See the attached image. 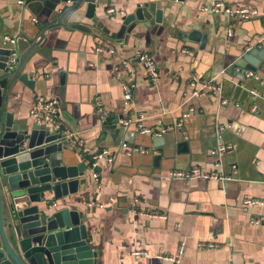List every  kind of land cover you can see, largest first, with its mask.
<instances>
[{
	"label": "crops",
	"instance_id": "1",
	"mask_svg": "<svg viewBox=\"0 0 264 264\" xmlns=\"http://www.w3.org/2000/svg\"><path fill=\"white\" fill-rule=\"evenodd\" d=\"M92 1L98 6L95 16L110 32L118 30L120 19L132 14L136 5L154 3L163 12L160 34L139 27L135 33L113 39L84 17L86 4L81 3L65 26L81 24L90 32L61 28L47 35L43 48L52 61L32 57L31 62L47 66L38 71L33 91L22 87L12 96L10 112L33 123L34 99L56 97L62 80L65 108L60 109V116L64 127L76 133V142H82L72 151L83 162L90 161L101 147L113 146L104 136L116 131V122L119 126L122 120H138L145 127L170 128L181 112L187 115L178 131L170 128L161 146H154L148 136L132 137L129 147H155V155L131 156L126 150L115 153L112 163L107 158L98 160V171L88 167L86 181L70 204L86 215L97 264H175L167 258L179 253V264H264V205L244 204L245 200L264 202V63L256 73L246 70L239 87L224 81L220 95L203 87L212 82L221 88L225 78L221 71L212 77L219 61L222 71L232 67L233 77L240 74L234 62L242 52L264 47V0ZM214 2L255 10L258 16L240 20L203 10ZM37 3L26 6L25 0H0V16L12 15L14 20L11 29L4 28L3 38H14L19 54L28 48L23 27L31 34L37 25L33 14L30 25L35 26L23 25L29 22L24 21V11L36 12ZM108 16L115 19L107 20ZM193 32L196 40L207 37L203 50L196 41L177 37ZM97 43L114 48L115 53L96 54ZM136 52L154 59L158 79L151 84L139 65L130 63L136 87L126 106L120 85L126 70L120 61ZM43 72L46 75L40 76ZM249 72L253 77H246ZM50 77L52 86L44 80ZM193 77L197 78L195 86L191 85ZM213 128L222 129L218 147L230 145V149L215 152ZM192 167L228 179L169 176ZM201 241L217 247L199 248ZM134 251L145 254L134 257Z\"/></svg>",
	"mask_w": 264,
	"mask_h": 264
},
{
	"label": "water",
	"instance_id": "2",
	"mask_svg": "<svg viewBox=\"0 0 264 264\" xmlns=\"http://www.w3.org/2000/svg\"><path fill=\"white\" fill-rule=\"evenodd\" d=\"M35 1L38 2L35 14L24 11V21L29 22H23V25L35 26L30 25L32 14L36 17L34 23L37 25L31 34L23 27L28 43L23 54L17 51L16 43L11 45L3 38L4 28L9 30L14 26L12 15L5 18L0 16V264H97V253L91 247L86 215L70 204L79 185L86 181L88 165L77 157L67 143L59 142L60 134L52 133L42 125L22 117H15L9 110L14 106L10 101L22 87L33 91L39 78L38 71L47 66L41 62H31L33 56H39L47 63L52 61L50 52L43 48L47 35L57 33L61 28L90 32L87 26L81 24L65 26L70 23L72 12L81 3L86 4L84 17L93 24H99L96 28L109 33L113 39L135 33L139 27L159 35L163 12L154 3L138 4L132 14L120 19L118 30L110 32L107 26L102 25L100 18L95 16L94 11L98 6L92 0H25V4L27 6ZM68 3H72V8L67 6ZM106 18L111 20L115 16ZM177 37L196 41L200 50L204 49L207 40L205 35L196 40L195 32L186 37L177 34ZM262 63L264 47L254 48L242 52L235 60L234 66L240 69V74L232 77V67L222 71L223 62L219 61L212 70V77L220 71L225 77L220 92L226 80L239 87L245 71L256 73ZM29 64L32 70H28ZM45 75L44 72L40 74ZM235 79L236 82L233 81ZM44 80L46 85L51 83L49 86H52V82H48L51 77ZM57 86L54 93L60 109L64 110L62 80ZM186 118L187 115L181 112L179 121L170 127L173 132L182 127ZM115 126L117 128L114 133L104 136L109 138L107 143H113V146L100 148L110 152L112 158L115 153L126 150L131 156L155 155V147H139L146 150L145 153L133 152V147L128 146L133 144L132 137L136 134L148 136L152 138L154 146L158 147L165 143L164 136L170 130L164 126L152 128L141 124L143 129H152L151 134H145L140 132L133 121L127 126H118L116 122ZM213 129L216 152L217 129ZM94 170L98 171V168Z\"/></svg>",
	"mask_w": 264,
	"mask_h": 264
},
{
	"label": "built area",
	"instance_id": "3",
	"mask_svg": "<svg viewBox=\"0 0 264 264\" xmlns=\"http://www.w3.org/2000/svg\"><path fill=\"white\" fill-rule=\"evenodd\" d=\"M21 3V1L19 2ZM203 10L211 12L216 15H226L229 18H237L240 20H250L253 17L258 16V13L255 10H249L246 8H240V7H228L223 2H214L211 5L204 7ZM111 12V10L109 11ZM228 36L231 35V32L228 31ZM6 42L13 45L15 43L14 38L5 37L4 38ZM249 51V50H247ZM95 53L96 54H104V55H113L115 53L114 48L112 47H104L97 43L95 47ZM188 53V52H187ZM130 63H135L139 65V67L146 73L147 78L151 84H155L158 79V69L157 65L154 61V59L147 54L146 52H136L132 57L130 58H123L120 61V67L125 71L126 70V77L121 80L120 85L123 92V100L124 104L127 106L129 105L130 101L133 98V93L136 87L134 73L131 68ZM246 77H253V74L251 72L246 74ZM197 82V78H192V86H195ZM210 94H219L220 87L216 84H212V82H208L205 85H203ZM196 94V93H194ZM250 94L255 96V91H250ZM225 103V101H223ZM30 117L34 121V123H37L39 125H42L43 127L47 128L48 131L56 134L61 135V140L59 142L67 143V145L70 146L72 150L81 147L82 142L77 141L76 133L74 134L70 130L66 129L64 127V122L60 116V107H59V101L56 99V97H36L32 103L31 110H30ZM141 117V116H140ZM141 119V118H140ZM131 120H122L121 125L127 126ZM138 124V127L140 128L141 133L145 134H151L152 129H143L141 128V125L139 124L138 120L136 122ZM164 130H162L163 132ZM222 129L220 128L217 130V138L221 137ZM230 145H222L221 147L217 148L216 153L225 151L230 149ZM133 152L140 151L141 153L147 152L144 149H132ZM103 158H107L108 163H112L113 158L110 157V152L107 150H100L92 155L90 161H86L85 163L88 165L89 168L94 169L96 167V162L98 160H101ZM169 176L171 179H184V180H191L195 178H200L202 180H217L220 182L225 181L228 179L227 177L221 176L217 173H204L200 170L198 167H192L190 170L183 172V171H172L169 173ZM245 205H264V202H260L257 200H245ZM156 214H150L149 216H154ZM159 217H163V215H158ZM254 223H258L254 221ZM199 248H216L217 246L211 242H198ZM145 253L142 251H134L132 252V256L139 257L144 255ZM180 254V253H179ZM179 254L178 257H169L167 258L169 261L174 262L175 264H179ZM160 258V257H159Z\"/></svg>",
	"mask_w": 264,
	"mask_h": 264
}]
</instances>
